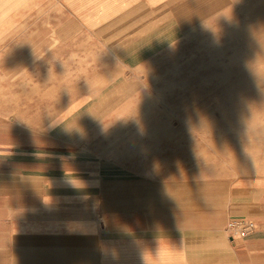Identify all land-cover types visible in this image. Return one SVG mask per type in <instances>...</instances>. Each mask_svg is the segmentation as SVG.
Masks as SVG:
<instances>
[{
    "label": "crops",
    "instance_id": "crops-1",
    "mask_svg": "<svg viewBox=\"0 0 264 264\" xmlns=\"http://www.w3.org/2000/svg\"><path fill=\"white\" fill-rule=\"evenodd\" d=\"M219 11L0 0V264H264V158L236 176L189 175L155 127L124 142L122 105L163 102L172 51ZM236 218L254 233L232 238Z\"/></svg>",
    "mask_w": 264,
    "mask_h": 264
},
{
    "label": "rangeland",
    "instance_id": "rangeland-1",
    "mask_svg": "<svg viewBox=\"0 0 264 264\" xmlns=\"http://www.w3.org/2000/svg\"><path fill=\"white\" fill-rule=\"evenodd\" d=\"M218 1L220 11L189 38L188 51H172L171 87L155 89L163 102L119 105L124 142L135 127H155L157 144L187 154L189 175L236 176L264 158V0ZM148 112L155 118L134 119Z\"/></svg>",
    "mask_w": 264,
    "mask_h": 264
},
{
    "label": "built area",
    "instance_id": "built-area-1",
    "mask_svg": "<svg viewBox=\"0 0 264 264\" xmlns=\"http://www.w3.org/2000/svg\"><path fill=\"white\" fill-rule=\"evenodd\" d=\"M225 230L232 238L234 236L246 237L254 233L256 223L244 218L231 219L228 221Z\"/></svg>",
    "mask_w": 264,
    "mask_h": 264
}]
</instances>
